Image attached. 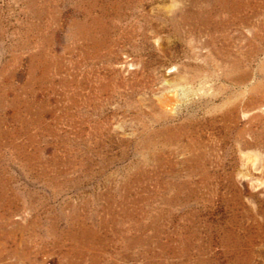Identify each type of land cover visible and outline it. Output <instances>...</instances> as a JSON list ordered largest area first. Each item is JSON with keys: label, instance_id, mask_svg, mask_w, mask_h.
<instances>
[{"label": "rangeland", "instance_id": "rangeland-1", "mask_svg": "<svg viewBox=\"0 0 264 264\" xmlns=\"http://www.w3.org/2000/svg\"><path fill=\"white\" fill-rule=\"evenodd\" d=\"M0 264H264V0H0Z\"/></svg>", "mask_w": 264, "mask_h": 264}]
</instances>
